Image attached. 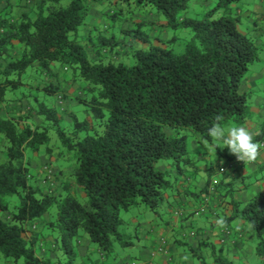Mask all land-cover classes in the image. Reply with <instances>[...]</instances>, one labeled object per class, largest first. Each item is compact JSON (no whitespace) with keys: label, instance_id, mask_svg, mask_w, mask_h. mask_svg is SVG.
Here are the masks:
<instances>
[{"label":"trees","instance_id":"16d2710c","mask_svg":"<svg viewBox=\"0 0 264 264\" xmlns=\"http://www.w3.org/2000/svg\"><path fill=\"white\" fill-rule=\"evenodd\" d=\"M240 1L0 0V264H79L85 235L115 259L141 214L166 221L177 181L159 162L183 173L189 137L217 115L253 124L241 86L260 47ZM220 186L264 264V187L243 203Z\"/></svg>","mask_w":264,"mask_h":264},{"label":"crops","instance_id":"0c3cea01","mask_svg":"<svg viewBox=\"0 0 264 264\" xmlns=\"http://www.w3.org/2000/svg\"><path fill=\"white\" fill-rule=\"evenodd\" d=\"M253 75L243 81L241 86L243 91L249 92L248 84L254 86L256 76ZM259 105L260 110L257 108L254 110L264 116V100ZM257 127V125H251L255 133L259 132ZM203 139L204 137L198 136L197 141L201 143ZM207 153L199 154L198 160L195 162L190 160L189 164L186 163V166H183V173H179L175 167H172L174 164L169 162V169L166 171L172 180L177 181L174 182L177 194L171 197L170 215L167 216L166 221L157 222L151 214H147L141 220V237L137 245L134 246L140 249L141 259H122L119 262L113 260L114 264H126L132 261L139 264H198L197 259L186 250L185 246L192 247L198 252L206 249L209 253L210 249L213 254L216 245L222 248L225 245L233 246L235 252L239 249L243 251L246 246L251 248L252 242L250 240L245 241V237L241 234L242 230L249 234L247 226L240 219L229 223L225 221L224 214H230L229 209H226L229 203L227 190L226 188L221 189L220 185L226 183V185L234 186L239 190L237 201L248 202L264 187V174L262 173L264 172V159L254 164L245 165L243 162L237 161L235 156L230 155L227 149L219 151L217 148L215 157L210 156V166L213 165L214 169L216 168V174L211 178L207 177V179L210 178L212 187L211 190L208 189L205 192L207 184L205 177H202V182H199L198 179L190 175V168L196 169L200 171L199 174H202L203 169L206 170L207 166L200 169L198 163L199 161L202 162ZM233 164L236 166L231 171L230 169L227 170V167ZM209 172L210 170L206 173ZM219 174L222 176L221 179H218ZM215 176L217 177L214 178ZM239 234L244 239L241 238V242L239 241ZM89 242L82 238L79 246L87 247L86 244L90 245ZM44 253L49 254L50 252L44 251ZM99 254L104 257L100 249ZM80 255V264H87L86 260L89 259V255H86V252H80Z\"/></svg>","mask_w":264,"mask_h":264},{"label":"rangeland","instance_id":"374dc122","mask_svg":"<svg viewBox=\"0 0 264 264\" xmlns=\"http://www.w3.org/2000/svg\"><path fill=\"white\" fill-rule=\"evenodd\" d=\"M239 4L241 5L242 12H244L243 13V19H242L243 22L241 24V29L245 34L251 36L255 40L256 44L260 47L259 59L250 66L249 72H248L247 77H246V78L252 77V75L254 73H257V74L253 75L254 77L256 76L254 86H252V84H248V86H249V92H250L251 97H252L251 100L253 101L252 112H254L251 121H252L253 125L258 126L256 129H260L262 127V123L264 121V116H259V112L254 111V108H257L260 110L259 103H261V101L264 100V0H241ZM108 8H109V5L103 6V10L107 9V11H108ZM257 10L259 12H256ZM255 13H258V14L254 15ZM198 15L202 16L203 14H198ZM259 17H260V20H259ZM253 18L255 21L258 22L257 27L254 25V21H252ZM170 34L174 35L175 33L170 31ZM191 37H192V34L188 30L184 31L183 33H180V40L175 45V51L178 53L182 52L184 49L183 41L185 39L190 40ZM241 90H242V92H246V91H243V88ZM246 93H248V92H246ZM197 140H198V136L194 138L192 135L188 139V152L190 154V160H192V162H195L198 160L197 156L199 154L203 155L205 152H207V149L204 148L202 142L200 143ZM194 141H197V142H194ZM220 150H226V148H224V149L219 148V151ZM215 155H216L215 150H213L210 153L208 152L207 154H205V158L202 160V162L199 161L198 167L200 169H202V168H205L207 166V169L206 170L203 169L202 174H199L200 171H197L196 169L190 168V172H191L190 175L193 178L198 179L199 182H202L201 178L205 177L206 181L205 180L204 181L207 182L208 176L211 178L212 176H214L216 174V171H215L216 168L214 169L213 165L210 166L211 165L210 156L215 157ZM2 157H3V153L0 156L1 160L4 159V157H3V159H2ZM225 162H227V161H225ZM185 166H186V164H185ZM231 166L229 165L227 167V170L230 169V171H231V169H232ZM172 167H171V169H172ZM158 168L161 170H168L169 169V162H167V161L159 162ZM208 170H210V172L206 173ZM262 173L264 174V172H262ZM216 177L217 176H215L214 178H216ZM221 177H222L221 174H219L218 179H221ZM211 187H212V183L210 182V185H208V182H207L205 189L208 188L211 190ZM220 188H221V186H220ZM233 188H234V190H232V194H233L232 196L235 200H238L239 199L238 198L239 190H237V188H235L234 186H233ZM230 197L231 196H229L228 198H230ZM135 212H136V210L132 209L128 212H123L122 216L128 222L131 220L130 223L133 225V222L138 220L139 217H141L139 220H143L145 218V216H143L142 214L139 217H135L134 216ZM137 213H140V212H137ZM151 216H152V218L154 217V215H151ZM247 229H249V234H246V231H244V230H242L241 234L243 235V237H245V241L250 240L252 242L251 248L246 246L245 249L243 248V251L239 249L238 251L235 252V247H233V246L231 247V246L225 245L222 248V247L216 245V248L214 250V254L212 253V251L210 249H209V253H208V250H206V249H203V251L198 252L199 256H201L200 258L202 260H205L206 264H216L214 259H215V254H218V256L220 255V256L227 257L228 259L234 261V263H236V264H261V258L257 255L256 249H255L256 239L254 237V232L252 231V229L250 227H247ZM130 230H133V229H130ZM241 234H239V236H238L240 242L242 240H244L242 238ZM140 237H141V235H140ZM83 238L85 239V241H87V240L90 241L89 242L90 245L86 244L87 247H84V246L80 247L81 253L86 252V255H89V259L86 260L87 264H114V261L119 262L122 259H132V258L133 259H141L140 258L141 257L140 249L137 246L134 247L135 245H137L138 241H136L135 245L133 247H130V248H122L120 245L117 244L116 250H115L116 251L115 252L116 258L114 259L113 254L107 255L106 252H103L104 257H101V255L99 254V249H100L99 246L97 244L93 243L89 239L88 236L85 235ZM241 238H242V240H241ZM220 252H222V253H220ZM192 256L195 259L197 258L194 255H192ZM80 262H81V260L79 258L78 263L80 264ZM197 262H198V264H201L200 260H198Z\"/></svg>","mask_w":264,"mask_h":264},{"label":"clouds","instance_id":"9594fccd","mask_svg":"<svg viewBox=\"0 0 264 264\" xmlns=\"http://www.w3.org/2000/svg\"><path fill=\"white\" fill-rule=\"evenodd\" d=\"M223 117L217 115L212 126L207 129V136L202 144L207 152L219 147L226 148L230 155L245 165L254 164L264 159V141H257L255 133L248 125L224 126ZM210 138V139H209Z\"/></svg>","mask_w":264,"mask_h":264},{"label":"built area","instance_id":"2783aa9c","mask_svg":"<svg viewBox=\"0 0 264 264\" xmlns=\"http://www.w3.org/2000/svg\"><path fill=\"white\" fill-rule=\"evenodd\" d=\"M126 264H139V263L136 262V261H133V262H129V263H126ZM143 264H148V263H143Z\"/></svg>","mask_w":264,"mask_h":264}]
</instances>
